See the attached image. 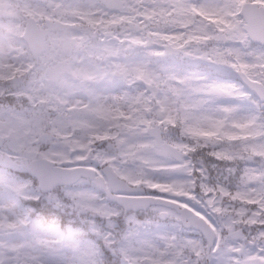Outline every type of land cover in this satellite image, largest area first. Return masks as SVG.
<instances>
[{
    "label": "snow or ice",
    "instance_id": "1",
    "mask_svg": "<svg viewBox=\"0 0 264 264\" xmlns=\"http://www.w3.org/2000/svg\"><path fill=\"white\" fill-rule=\"evenodd\" d=\"M71 6L102 27L60 103L123 119L42 126L0 57V264H264V0Z\"/></svg>",
    "mask_w": 264,
    "mask_h": 264
},
{
    "label": "rangeland",
    "instance_id": "2",
    "mask_svg": "<svg viewBox=\"0 0 264 264\" xmlns=\"http://www.w3.org/2000/svg\"><path fill=\"white\" fill-rule=\"evenodd\" d=\"M59 2L67 7H56L55 4ZM92 0H63V1H49L47 5H21L9 1L0 0V57L6 56V64L17 65L21 60H25V68H27V58L30 54H25L23 51V44L20 43L17 33L22 29L21 20L25 15H32L36 18H45L53 15L65 16L64 20L76 21V17L82 18L88 22H81L84 34H80L74 29L68 32H56L49 35L45 44L44 51L38 56L40 62V72L33 78L29 76L24 77L26 86L34 87L39 90V96L36 101H27L25 103H32L38 109L37 116L41 125L56 124L58 129L66 126L69 132L75 131L83 133L89 126L90 121L96 124H103L108 121H115L123 119L116 112H108L103 115H96L88 112L81 104L72 103L71 106L61 104L62 88L66 83V72L62 71V67H67L74 62H77L78 52L90 40L94 38V29L102 27L91 17L99 14H91L94 9H85L83 7H72L71 5H86ZM11 16V17H10ZM53 17V16H51ZM163 19L153 20L151 26L153 28L163 27ZM148 23V21H145ZM132 25L127 22L113 21L107 25L108 30L112 31H129ZM139 35V33H137ZM165 33L157 31L156 38L163 39ZM21 76L18 69L13 68L12 72L0 77V86L5 83L19 82ZM52 85H55L56 90L53 91ZM19 107V103L17 104ZM60 139H71L65 136L64 132L60 131Z\"/></svg>",
    "mask_w": 264,
    "mask_h": 264
},
{
    "label": "water",
    "instance_id": "3",
    "mask_svg": "<svg viewBox=\"0 0 264 264\" xmlns=\"http://www.w3.org/2000/svg\"><path fill=\"white\" fill-rule=\"evenodd\" d=\"M28 35L31 37V43L33 46H35L37 44V42L40 39V34L39 32H36L32 26L30 27V30L28 32ZM39 49V48H38Z\"/></svg>",
    "mask_w": 264,
    "mask_h": 264
}]
</instances>
